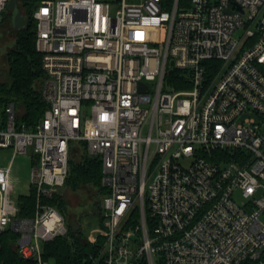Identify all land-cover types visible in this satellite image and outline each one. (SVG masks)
Instances as JSON below:
<instances>
[{
    "label": "built area",
    "instance_id": "1",
    "mask_svg": "<svg viewBox=\"0 0 264 264\" xmlns=\"http://www.w3.org/2000/svg\"><path fill=\"white\" fill-rule=\"evenodd\" d=\"M33 16L47 108L33 129L15 103L0 113V253L10 230L24 258L53 264L40 242L68 227L48 200L84 142L108 188L103 241L85 264L260 259L264 0H42ZM26 153L33 217L13 199V161Z\"/></svg>",
    "mask_w": 264,
    "mask_h": 264
},
{
    "label": "trees",
    "instance_id": "2",
    "mask_svg": "<svg viewBox=\"0 0 264 264\" xmlns=\"http://www.w3.org/2000/svg\"><path fill=\"white\" fill-rule=\"evenodd\" d=\"M41 1L14 0L15 6L10 7L8 4L3 19L4 23L12 24V13L15 8H18L26 16L28 23L18 31L13 27L17 37L15 45L8 54L9 71L7 79H0V109L2 107L5 108L11 102L15 103L16 107L20 105L22 108L19 116L20 121L25 122L31 129L42 119L47 108V104L43 101L40 93V85L45 77V72L42 67V54L36 47L37 20L33 16ZM179 77V71L174 69L170 78L177 80ZM175 86L178 89L182 88L183 85L177 83ZM76 144L86 146L84 142H73L71 144L69 175L65 184L76 189L82 185L90 184L94 187H99L104 195L107 194L108 188L103 183L102 159L100 156L87 153L83 154L79 161L71 160ZM56 199L54 196L48 202L54 205ZM35 203L36 196L34 192L29 196L23 197L20 202L19 216L33 217ZM101 217L103 219L102 204ZM69 230L65 235L44 244V257L53 264H85L90 256L98 252L101 241L97 244H92L84 240L86 234L82 231ZM17 237L18 234L10 230L4 235L0 264H37L34 259H26L16 250L15 242ZM244 264H264V254L260 259L248 260Z\"/></svg>",
    "mask_w": 264,
    "mask_h": 264
},
{
    "label": "rangeland",
    "instance_id": "3",
    "mask_svg": "<svg viewBox=\"0 0 264 264\" xmlns=\"http://www.w3.org/2000/svg\"><path fill=\"white\" fill-rule=\"evenodd\" d=\"M10 7H14V0L9 2ZM17 33L11 23H0V79L6 80L9 71L8 54L15 45ZM16 111L21 114L22 108L17 105ZM0 109V113L3 111ZM19 121V120H18ZM89 154L87 146L76 144L71 155V160L79 161L81 156ZM11 150H7L2 156L3 165H7L12 159ZM34 167V159L31 153L20 154L14 158L12 177L15 185L13 199L20 205L25 196L32 193L31 176ZM258 195V194H257ZM104 194L99 187L90 184L82 185L80 188H71L65 184L55 195L54 205L63 212L66 217L68 229L75 232L82 231L86 234L85 241L97 244L103 241L101 230L104 229L101 217V204ZM69 230V231H70ZM44 249V242H40Z\"/></svg>",
    "mask_w": 264,
    "mask_h": 264
},
{
    "label": "water",
    "instance_id": "4",
    "mask_svg": "<svg viewBox=\"0 0 264 264\" xmlns=\"http://www.w3.org/2000/svg\"><path fill=\"white\" fill-rule=\"evenodd\" d=\"M27 23H28V19L23 14V12L20 9L15 8V10L12 13V25L14 29L18 31L24 28L27 25ZM141 88L144 90L146 89V86L144 84H141Z\"/></svg>",
    "mask_w": 264,
    "mask_h": 264
}]
</instances>
